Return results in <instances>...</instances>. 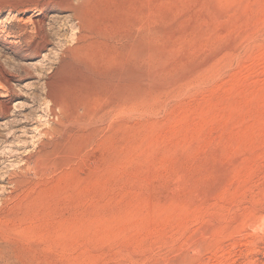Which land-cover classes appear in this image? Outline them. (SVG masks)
Returning <instances> with one entry per match:
<instances>
[{"label": "rangeland", "instance_id": "rangeland-1", "mask_svg": "<svg viewBox=\"0 0 264 264\" xmlns=\"http://www.w3.org/2000/svg\"><path fill=\"white\" fill-rule=\"evenodd\" d=\"M0 264H264V0H0Z\"/></svg>", "mask_w": 264, "mask_h": 264}, {"label": "bare ground", "instance_id": "bare-ground-1", "mask_svg": "<svg viewBox=\"0 0 264 264\" xmlns=\"http://www.w3.org/2000/svg\"><path fill=\"white\" fill-rule=\"evenodd\" d=\"M27 163H28V165L32 168V169H36V168H38V161H37V158L36 159H28L27 160ZM25 169V168H24ZM27 169V168H26ZM22 170V169H21ZM11 181V180H10Z\"/></svg>", "mask_w": 264, "mask_h": 264}]
</instances>
